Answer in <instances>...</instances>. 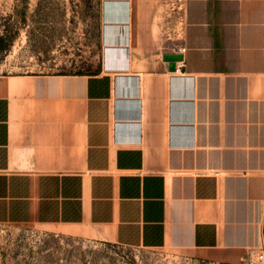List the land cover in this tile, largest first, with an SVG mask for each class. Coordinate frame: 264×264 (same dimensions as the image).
I'll return each instance as SVG.
<instances>
[{"label":"crops","instance_id":"obj_1","mask_svg":"<svg viewBox=\"0 0 264 264\" xmlns=\"http://www.w3.org/2000/svg\"><path fill=\"white\" fill-rule=\"evenodd\" d=\"M115 1L126 36L100 69L0 78V221L247 260L264 239V0Z\"/></svg>","mask_w":264,"mask_h":264},{"label":"rangeland","instance_id":"obj_2","mask_svg":"<svg viewBox=\"0 0 264 264\" xmlns=\"http://www.w3.org/2000/svg\"><path fill=\"white\" fill-rule=\"evenodd\" d=\"M110 1L0 0V36L6 38V47L0 50V78L100 69L108 24L123 21ZM259 250L264 252V239L253 255ZM247 260H222L200 249L122 244L100 237L86 224L0 221V264H246Z\"/></svg>","mask_w":264,"mask_h":264},{"label":"bare ground","instance_id":"obj_3","mask_svg":"<svg viewBox=\"0 0 264 264\" xmlns=\"http://www.w3.org/2000/svg\"><path fill=\"white\" fill-rule=\"evenodd\" d=\"M110 2H114L112 6L115 5V0H112ZM111 6V7H112ZM122 23H110L108 24V28L106 29V41L107 42H122L125 39V26ZM105 41V42H106ZM262 264V262H261Z\"/></svg>","mask_w":264,"mask_h":264},{"label":"water","instance_id":"obj_4","mask_svg":"<svg viewBox=\"0 0 264 264\" xmlns=\"http://www.w3.org/2000/svg\"><path fill=\"white\" fill-rule=\"evenodd\" d=\"M183 55L181 53H166L163 55V59L168 61V68L171 71L176 69V62L182 60Z\"/></svg>","mask_w":264,"mask_h":264},{"label":"built area","instance_id":"obj_5","mask_svg":"<svg viewBox=\"0 0 264 264\" xmlns=\"http://www.w3.org/2000/svg\"><path fill=\"white\" fill-rule=\"evenodd\" d=\"M175 70H178L177 65ZM263 259H264V252L263 250H259L255 255H252L251 257L248 258L246 264H261Z\"/></svg>","mask_w":264,"mask_h":264},{"label":"trees","instance_id":"obj_6","mask_svg":"<svg viewBox=\"0 0 264 264\" xmlns=\"http://www.w3.org/2000/svg\"><path fill=\"white\" fill-rule=\"evenodd\" d=\"M6 47V38L5 36H0V50Z\"/></svg>","mask_w":264,"mask_h":264}]
</instances>
